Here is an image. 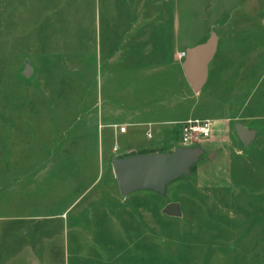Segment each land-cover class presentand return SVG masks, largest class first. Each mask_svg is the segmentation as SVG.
<instances>
[{
    "label": "rangeland",
    "instance_id": "rangeland-1",
    "mask_svg": "<svg viewBox=\"0 0 264 264\" xmlns=\"http://www.w3.org/2000/svg\"><path fill=\"white\" fill-rule=\"evenodd\" d=\"M150 4L154 33L166 31L167 13L178 21V40H207L213 30L219 38L201 95L184 76L172 78L179 95L166 97L174 108L150 114L213 121V137L201 145L215 156L170 184L166 197L123 196L115 156L180 142L171 124L156 126L165 132L154 129L151 139L148 127L117 136L114 125L99 123L96 40L107 17L129 20L132 4L0 0V264H264V0ZM123 97L128 108L150 111L161 101L152 92ZM238 122L259 130L247 148ZM170 202L181 204V217L163 213Z\"/></svg>",
    "mask_w": 264,
    "mask_h": 264
},
{
    "label": "crops",
    "instance_id": "crops-1",
    "mask_svg": "<svg viewBox=\"0 0 264 264\" xmlns=\"http://www.w3.org/2000/svg\"><path fill=\"white\" fill-rule=\"evenodd\" d=\"M129 3L132 4L131 10H135V12L131 11L130 13L131 17L129 20L132 21L130 22L128 19L124 21L119 15H116V22L113 21L114 17H111V20L107 17L104 38L103 40H96L95 54L99 62V76L101 77V87L95 104V108L100 110L98 111L99 123L105 127L111 125H126V132L130 127H148L146 137H148V132H151V137H153L154 129L157 132H165L162 127L159 129L156 126L171 124L176 126L175 130L180 132L181 137L180 122L194 117H185L179 120L172 119L169 121L156 119L150 114L160 107L166 110L174 108L173 106L175 104L168 103L167 100L169 97H166L167 94L170 96L172 93H175L172 100L177 98L176 89L172 88V84L169 83L172 78L175 80L178 78L181 82L184 76L194 95H201L204 87L210 81V66L217 52L209 63L207 82L200 93H195L184 73L183 64L186 56L181 59L178 54L203 44L207 40H178L176 35L178 21H175V14L172 17L166 16V12V15L163 14L162 16V20L164 19L166 24L161 26L166 31L162 32L159 29L154 33L151 29L150 8L148 7L151 5L150 0H129ZM168 3L169 5L171 4L170 2ZM107 14L109 15V12ZM140 15L141 17H139ZM117 19H119V22H117ZM169 20L170 22L173 21V23H169ZM169 26L172 29L174 28L173 31L171 30L172 32L168 29ZM121 81L124 83L118 88L117 85L119 86V82ZM147 92L157 93L158 98L161 99L151 111L150 109L153 105H149L148 108H144L142 105H134L128 108L127 105L131 103L120 100L124 98V94L125 96L129 95L136 98L137 93L143 94ZM149 115L150 117H148ZM113 131L117 136L126 133H120L116 129H113ZM169 143L162 147H168L172 150V148L181 145V142L174 144L173 141H169ZM152 149L148 148V150ZM134 151L136 150L130 152ZM101 217L99 216V218ZM94 219L96 220V218ZM76 231H80V229ZM77 243H74V247L78 245ZM30 247V252H34L35 249L32 246ZM78 251L79 249L75 248V252L78 253Z\"/></svg>",
    "mask_w": 264,
    "mask_h": 264
},
{
    "label": "water",
    "instance_id": "water-1",
    "mask_svg": "<svg viewBox=\"0 0 264 264\" xmlns=\"http://www.w3.org/2000/svg\"><path fill=\"white\" fill-rule=\"evenodd\" d=\"M219 38L214 30L203 44L188 49L183 64L184 73L195 93H200L208 79V67L218 49ZM32 64L27 61L23 76L30 77ZM235 131L244 147H249L257 138V128L246 127L242 123L235 126ZM216 151L208 152L201 144L196 146H177L166 152L132 153L127 156H115L113 169L117 185L123 196L135 192L151 191L163 197L173 182L192 176V168L201 162L213 159ZM163 213L169 216L183 215L179 202H170Z\"/></svg>",
    "mask_w": 264,
    "mask_h": 264
},
{
    "label": "built area",
    "instance_id": "built-area-1",
    "mask_svg": "<svg viewBox=\"0 0 264 264\" xmlns=\"http://www.w3.org/2000/svg\"><path fill=\"white\" fill-rule=\"evenodd\" d=\"M178 56L182 59L186 56V53L180 52ZM180 127L181 146H196L198 144H203L210 140L214 134V122L209 119H189L180 122ZM114 128L120 133H125L127 130L126 125H114ZM147 136L151 138L152 133L148 132Z\"/></svg>",
    "mask_w": 264,
    "mask_h": 264
},
{
    "label": "trees",
    "instance_id": "trees-1",
    "mask_svg": "<svg viewBox=\"0 0 264 264\" xmlns=\"http://www.w3.org/2000/svg\"><path fill=\"white\" fill-rule=\"evenodd\" d=\"M196 167H197V165L192 168V174H193Z\"/></svg>",
    "mask_w": 264,
    "mask_h": 264
}]
</instances>
